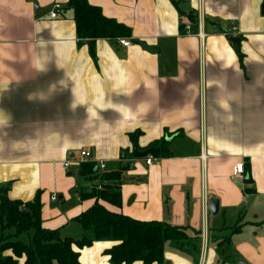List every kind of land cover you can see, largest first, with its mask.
Instances as JSON below:
<instances>
[{
    "label": "crops",
    "instance_id": "crops-1",
    "mask_svg": "<svg viewBox=\"0 0 264 264\" xmlns=\"http://www.w3.org/2000/svg\"><path fill=\"white\" fill-rule=\"evenodd\" d=\"M68 1L0 0V185L9 184L8 197L39 192L42 226L81 238L74 217L94 199L79 196L89 188L77 174L80 151L114 165L140 129V148L163 137L171 155L130 160L121 206L99 202L178 226L186 237L164 243V262L264 264L262 0H87L130 28L128 46L79 40ZM190 14L198 23L188 33ZM233 25L236 43L223 34ZM113 243L82 247L79 264H111L104 251Z\"/></svg>",
    "mask_w": 264,
    "mask_h": 264
},
{
    "label": "trees",
    "instance_id": "trees-1",
    "mask_svg": "<svg viewBox=\"0 0 264 264\" xmlns=\"http://www.w3.org/2000/svg\"><path fill=\"white\" fill-rule=\"evenodd\" d=\"M66 7L73 10L79 40L91 43L95 39L107 38L116 46L120 45L121 37L131 40L127 25L104 16L101 8L89 4L87 0H69ZM188 18L192 22L191 31L194 32L198 23L197 15L195 18V15L190 14ZM232 44L241 63L242 53L238 45ZM140 134V129L128 134L132 148L121 150L119 160L114 165L101 170L90 158L80 162L77 174L88 183L89 188L81 190L79 196L93 198L94 204L74 217L82 229L79 239L61 237L58 229L50 230L42 226L39 192L29 201L12 200L8 197L9 184L0 185V264H17V259L22 256L23 264H79V250L97 240L114 241L104 251L111 264H132L134 261L164 264V243L186 237L178 226L158 220L140 221L119 211H110L99 202L101 200L116 208L121 206L123 171L129 161L134 159L132 154L135 148L138 151L149 149L146 155L156 158L171 155L168 141L163 137L140 148L137 142ZM250 183L248 173L244 190L255 192L254 187L248 185ZM11 228L12 232H7ZM21 234L27 235V242L17 239ZM7 251H11V254Z\"/></svg>",
    "mask_w": 264,
    "mask_h": 264
},
{
    "label": "built area",
    "instance_id": "built-area-1",
    "mask_svg": "<svg viewBox=\"0 0 264 264\" xmlns=\"http://www.w3.org/2000/svg\"><path fill=\"white\" fill-rule=\"evenodd\" d=\"M59 6L57 4H53L48 10H49V16L51 18H56L58 16V13L60 12L59 10ZM191 25L185 24V28L187 30L188 33H190L191 31ZM239 30L236 26H231L229 29H227L225 32H223L224 35H228V36H239ZM198 34L200 35L201 33L198 32ZM202 36V35H201ZM119 44L123 45V46H128L130 44V39L129 38H125V37H121V39H119ZM89 154L90 152L88 150H81L80 154H79V158L81 159L80 161H86L89 159ZM155 157H151L150 155H146L145 156V163L147 165L151 164L154 161ZM69 165V161H65L64 162V167ZM98 167L100 169H104L106 167V163L104 161H100L98 164ZM234 173L236 174H242L243 173V169H242V164H238L235 166L234 168Z\"/></svg>",
    "mask_w": 264,
    "mask_h": 264
},
{
    "label": "water",
    "instance_id": "water-1",
    "mask_svg": "<svg viewBox=\"0 0 264 264\" xmlns=\"http://www.w3.org/2000/svg\"><path fill=\"white\" fill-rule=\"evenodd\" d=\"M34 9L37 11V5L34 4ZM260 14L264 17V0H262L261 2V7H260ZM230 40L234 43H236L238 41V37L237 36H231ZM150 152L149 149H144V150H137L136 148L133 150V154L132 157L134 158H141L144 157L146 154H148ZM91 153L89 154V158H91ZM218 205H219V200H217V198H209V211L211 214H215L218 210ZM164 264H170L169 261L164 262ZM238 264H245L242 260H240L238 262Z\"/></svg>",
    "mask_w": 264,
    "mask_h": 264
},
{
    "label": "rangeland",
    "instance_id": "rangeland-1",
    "mask_svg": "<svg viewBox=\"0 0 264 264\" xmlns=\"http://www.w3.org/2000/svg\"><path fill=\"white\" fill-rule=\"evenodd\" d=\"M7 232H11V230L7 231ZM18 240H21V241H24V242H27L28 241V237L27 235L25 234H21L17 237Z\"/></svg>",
    "mask_w": 264,
    "mask_h": 264
}]
</instances>
